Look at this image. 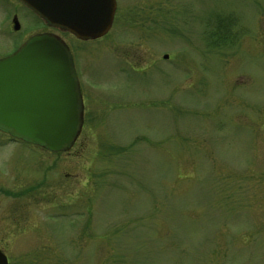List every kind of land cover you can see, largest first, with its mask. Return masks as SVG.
Returning <instances> with one entry per match:
<instances>
[{
  "label": "rangeland",
  "instance_id": "rangeland-1",
  "mask_svg": "<svg viewBox=\"0 0 264 264\" xmlns=\"http://www.w3.org/2000/svg\"><path fill=\"white\" fill-rule=\"evenodd\" d=\"M5 3L0 56L57 36L84 98L59 155L0 130L8 263L264 264V0H116L86 43L21 13L9 34Z\"/></svg>",
  "mask_w": 264,
  "mask_h": 264
},
{
  "label": "water",
  "instance_id": "water-1",
  "mask_svg": "<svg viewBox=\"0 0 264 264\" xmlns=\"http://www.w3.org/2000/svg\"><path fill=\"white\" fill-rule=\"evenodd\" d=\"M19 1L49 26L79 40L106 35L116 10L115 0ZM14 29H18L17 23ZM82 122L77 76L60 38L34 35L13 54L0 59L2 132L51 152H63L75 142ZM0 264H8L1 251Z\"/></svg>",
  "mask_w": 264,
  "mask_h": 264
},
{
  "label": "flooded vegetation",
  "instance_id": "flooded-vegetation-1",
  "mask_svg": "<svg viewBox=\"0 0 264 264\" xmlns=\"http://www.w3.org/2000/svg\"><path fill=\"white\" fill-rule=\"evenodd\" d=\"M5 1L9 5L8 6L5 3L7 5V7H8V11H9L8 14H7L9 16L8 17L9 23H8L7 33H9V34H12V33L17 34L19 32L20 23H18V18L17 17L19 16L20 13L22 14V17L24 16L27 19H29V17L30 18L34 17V18L37 19V17L32 13V11L30 9H28L27 7H25L19 0H5ZM37 20H39V19H37ZM14 23L18 24V29L17 30L14 29ZM40 33H45V32H40ZM32 35L33 34L28 35L27 38L24 41L20 42V44H18L13 50H11L10 52L6 53L5 55L0 56V59L6 57L8 55H11L13 52H15L18 49L19 46H21ZM75 40H77V39H75ZM77 41L82 42V43L90 42V41H80V40H77ZM72 62H73V59H72ZM79 92H80V96H81L82 101H84V98H83V96L81 94L80 86H79ZM8 138L12 142H18L17 140H15V139H13V138H11L9 136H8ZM39 148H41V147H39ZM41 149H43V148H41ZM43 150H45V149H43ZM55 154L59 155L60 152L55 153Z\"/></svg>",
  "mask_w": 264,
  "mask_h": 264
},
{
  "label": "trees",
  "instance_id": "trees-1",
  "mask_svg": "<svg viewBox=\"0 0 264 264\" xmlns=\"http://www.w3.org/2000/svg\"><path fill=\"white\" fill-rule=\"evenodd\" d=\"M232 27L233 23L229 18L226 20L220 16L215 17L209 30V37L213 40L211 44L215 45L216 48L228 44L235 36L231 34Z\"/></svg>",
  "mask_w": 264,
  "mask_h": 264
}]
</instances>
